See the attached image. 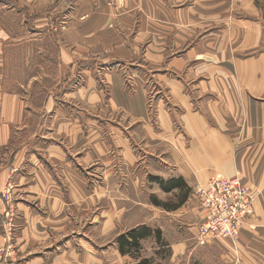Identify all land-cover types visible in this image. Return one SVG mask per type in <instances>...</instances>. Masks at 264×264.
<instances>
[{
    "label": "crops",
    "instance_id": "0c3cea01",
    "mask_svg": "<svg viewBox=\"0 0 264 264\" xmlns=\"http://www.w3.org/2000/svg\"><path fill=\"white\" fill-rule=\"evenodd\" d=\"M170 1L167 10L162 0H130L134 10L116 13L110 0H77L71 12L62 0H0V191L12 183L22 218L19 253L36 254L27 264L60 263L45 249L69 234L93 244L67 207L98 205V195L110 193L117 199H108V230L125 216L140 217V225L160 229L173 262L190 260L195 243L204 262L218 247L222 264H264L262 11L254 0ZM187 1L194 4L175 7ZM243 12L256 18L243 19ZM169 36L181 54L167 61ZM49 67L59 76L40 90ZM151 83L165 93L158 92L153 123L146 108ZM40 91L45 100L35 105ZM114 164L121 171L110 187ZM90 165L96 174L85 172ZM151 169L164 181L183 179L188 199L170 210L151 201L150 193L160 200L179 193L151 183ZM214 177H239L254 198L253 212L234 240L198 246L204 218L196 190ZM88 249L89 264H101L97 248ZM109 252L110 264L126 256L119 248ZM63 260L82 264L83 255Z\"/></svg>",
    "mask_w": 264,
    "mask_h": 264
},
{
    "label": "rangeland",
    "instance_id": "374dc122",
    "mask_svg": "<svg viewBox=\"0 0 264 264\" xmlns=\"http://www.w3.org/2000/svg\"><path fill=\"white\" fill-rule=\"evenodd\" d=\"M62 1H64L63 6L66 5L68 12H71V10L75 8L76 6L75 4H77V0H62ZM110 2L114 3V8L116 10V13L120 12L121 10L122 11L134 10V7L131 6L130 0H110ZM162 2H163L164 7L167 10L174 8L170 0H162ZM254 3L262 11L263 20H264V0H254ZM189 4L190 5L194 4V2L193 1H190V3L188 1L182 2L181 5L178 6L177 4L175 5V7L182 8L184 7V5L187 6ZM109 5H111V3H109ZM244 5H245V2H244ZM135 9H138V7H136ZM251 14L252 13L243 12L242 18L247 19V20H254L256 18V14H253V15ZM71 27L73 28V25H71ZM72 34L73 33H71V35ZM70 36H69V41H71L72 43H76L77 39L76 37H74V34L71 38ZM78 39L79 41L81 40L80 37H78ZM70 48L71 47H68V49ZM165 48L168 54V56H166L167 61H170L171 59L181 54V52H176L174 45L172 44V41H170V36L168 37L167 45L164 46V49ZM68 53H70L71 56L75 54L74 51L73 52L68 51ZM141 53L142 51L140 50L139 58H141ZM112 54H114L116 57H121L123 55V52L114 51L112 52ZM76 56H79V55L76 54ZM25 58L26 56H23L22 58L17 57V62H20V61L24 62ZM169 68H170L169 66H166L165 70H169ZM55 69L56 68H51V67L45 68V72H47L48 77H45L42 80L44 87H41L40 90H44L46 87L48 88L54 87L55 80L59 76V73H57ZM34 70L36 72L38 71L37 68H35ZM31 75L33 74H30L29 76ZM125 82H126V86L130 85L129 79L126 78ZM162 84H163L162 86L164 89L166 87L165 83L162 82ZM149 86H151V88L149 89L148 94H147L146 108L148 111V118L150 119V122L153 123L156 119L157 111H158L159 104H160L158 100H160L159 98H161L158 95V92L163 95L165 93H163V91H157L158 87L154 83L149 84ZM166 97H168V94L166 95ZM32 99H35V105H39L43 100H45L44 93L40 91L34 97H32ZM165 106L170 108L169 100H166ZM168 108L166 110H169ZM121 117H122V113L119 112L118 118L121 119ZM102 168H103V164L100 168L101 174H102ZM113 168H114L113 169L114 176L112 177L111 181L108 183L110 187L113 181L117 180V178L120 176L119 174L121 171V168H118L117 164H114ZM91 170L93 171V173L96 174L95 169L91 168V165L89 167H86L85 172H87L88 174H91L92 173ZM150 172L154 175V176H149L150 182L152 180L151 178H159L161 180H164L161 177H159L162 174H160L156 170L151 169ZM98 176H99V182H102L101 175L99 174ZM181 180L183 181V179ZM104 186L107 187V184ZM12 191H13L12 183L7 184L6 187L0 191V203L5 205V211L2 214H0V220L1 219L4 220L2 223L3 230H4L2 234L3 243L0 244V264H27V262H29L28 260L31 259L30 256L32 255L33 257V256H36V254L25 256L26 254L20 255L19 253L21 244H18V239H17L18 230H20L19 225H18V220L22 218L20 216V213L18 215L17 196L13 195ZM92 191L94 192L95 189H92ZM190 193L191 192H189V190H184L182 192L179 190V193L177 196L174 193H172L171 195H163L164 198L162 200L158 199L157 195H154V193H150L151 195L149 194L148 196H150V198L152 199L151 201H153L154 203L157 200L158 202L170 204L171 205L170 207L174 206V208H176L175 205L178 204V206H181L179 205V203H181L185 197H186L185 199L186 201ZM112 197L117 199V196L110 193V196L109 195H106V196L98 195V198H100L98 199V205L91 204L87 206L86 204H82V205L79 204L80 206L79 205L76 206L78 208L76 210H75L76 207H67V213L70 217V220L73 222L74 226L76 228L80 227V234H86L87 236L91 237L92 240H94L93 241L94 243L90 244V243L81 242L78 239L79 237L77 238L75 235L73 236L72 234H69L68 236L64 238V240L61 243L52 244V248L45 249L46 252L51 251V258L59 260L60 263L58 264H72V263H64V260H63L64 256H67L70 253H79L83 255L82 264H89L90 260L88 259V256H85V253L87 252V250H90L88 249V247L90 248L91 246H93V247H96L98 250L99 260L102 261L101 264H107V263L110 264V261H112L111 260L112 253L109 252V254H106V251L107 250L112 251L113 249L117 250L119 248V245L117 243L118 238L120 236L126 235L132 230H138L142 227H145V228H149L153 230V235L151 237H153L154 239L156 238V239L152 240L149 238V240L147 241H144V240L143 242L141 241V244H140L141 250H139V252H137L134 249L131 251V253L127 254L126 256H123V258L122 256L118 257V260L116 259V255H115V264H139L143 260H150L152 264H222V262L225 261V260H222L221 258L222 254L219 253L218 247H215V249L211 250L212 254L206 262L202 261V249L200 247H197L195 243L193 242L194 246L196 247V250H195L196 254L190 257V260L187 257H182V258L176 259L175 260L176 262H173V259L171 258L172 255H171L169 244H167L161 232H160V237H158V232L160 231V229L156 230L154 227L152 228V227L140 225V224H143L144 220H142V218L140 217L134 216L133 214L130 216V218L125 216L122 220L116 222L115 223L116 226L113 228L112 231L111 229L108 230V227L105 225L106 220L108 218L107 210L111 206V202L108 199ZM120 197H122L121 194H120ZM192 204L195 206V200ZM197 204L198 203L196 201V205ZM117 218L118 217H116V219ZM124 223H126V225L128 223V226L123 225ZM94 224L96 227L93 226ZM98 232H100V234ZM198 237H199V240L197 239L198 246L206 245L207 241L209 240V239H206L205 243H202V241L200 240L199 230H198ZM52 253L55 255L58 254L59 256L53 257ZM73 264H76V263L74 262Z\"/></svg>",
    "mask_w": 264,
    "mask_h": 264
},
{
    "label": "built area",
    "instance_id": "2783aa9c",
    "mask_svg": "<svg viewBox=\"0 0 264 264\" xmlns=\"http://www.w3.org/2000/svg\"><path fill=\"white\" fill-rule=\"evenodd\" d=\"M203 210L200 240H234L244 220L253 212L254 198L239 177H214L196 190Z\"/></svg>",
    "mask_w": 264,
    "mask_h": 264
},
{
    "label": "trees",
    "instance_id": "16d2710c",
    "mask_svg": "<svg viewBox=\"0 0 264 264\" xmlns=\"http://www.w3.org/2000/svg\"><path fill=\"white\" fill-rule=\"evenodd\" d=\"M153 182L157 183L162 191L164 192H172L173 190L179 189L181 192L184 188V183L181 179H174L170 181H164L159 178H151ZM186 197L183 199L179 205H182L185 202ZM155 204L158 206H162L165 209H174L173 207H170V204L161 203L157 200L155 201ZM157 233V232H156ZM153 235V230L149 228L142 227L138 230H132L126 235L120 236L117 240V243L119 245V250L123 255H127L131 253L132 250H136L139 252L141 250V241L147 240L151 238ZM158 237H160V234L158 232ZM139 264H152L150 260H143Z\"/></svg>",
    "mask_w": 264,
    "mask_h": 264
}]
</instances>
